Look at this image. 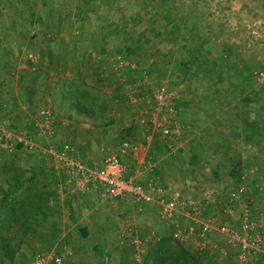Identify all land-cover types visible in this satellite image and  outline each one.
<instances>
[{
	"label": "rangeland",
	"instance_id": "obj_1",
	"mask_svg": "<svg viewBox=\"0 0 264 264\" xmlns=\"http://www.w3.org/2000/svg\"><path fill=\"white\" fill-rule=\"evenodd\" d=\"M209 2L0 0V122L21 132H35L36 119L27 111L51 109L61 121L76 125L82 141L90 139L91 149H83L73 137L61 143L62 151L72 150L86 163L99 165L101 159L116 152L126 162L130 148H134L132 155L138 152L139 157L156 158L161 153L160 142L167 140V105H160L156 97L158 88L164 87L175 95L177 104L179 97L188 99L195 94L215 97L216 102L202 106L203 110H216V127L227 130L243 122L250 132L251 147H255L257 133L264 138L260 126L264 120V51L258 50L256 39L244 46L228 37L233 31L226 19L231 0H224L217 9ZM247 9L245 18L251 19V29L257 35L264 31L258 19L263 17L261 8L253 0ZM237 11L239 15L241 8ZM239 24L234 27L242 32ZM20 95L27 97L26 110L19 103ZM73 108L91 114L76 116ZM170 120L171 138L178 140L173 129L177 120ZM182 120L188 121L184 116ZM70 130L68 126L59 134H72ZM148 144L150 149L145 148ZM199 152L200 156L209 155ZM217 157L224 160L226 155ZM227 157L236 179L220 183L221 198L214 208L219 210L218 224L213 231H204L201 224L200 233L218 235V228L224 225L220 224L224 223L221 217H225L227 202L232 200L234 210L228 215V224L238 228L248 204L262 225L264 239V150H230ZM40 159L26 151H0V182L8 175L14 191L18 176L29 182L24 197L18 200L27 209H1L0 188V264H24L56 245L63 249V229L75 226L72 231L82 230L83 219H90L94 226L103 222L117 226L108 237L119 244L112 242V246L101 248L122 251L129 264H142L140 254L151 257L149 264H218L222 258L231 260V255L237 258V251L229 252L223 246L204 249L195 241L179 244L163 230L167 222L160 220L159 214L160 218L149 220L144 211L130 209L131 205L126 206L129 209H115L116 204H103L99 198L90 197L84 202L77 199L76 209H65L70 199L63 202L52 190V201L63 209H35L34 192L39 196L54 186L48 171H37ZM240 187L245 189L242 196L237 194ZM97 204L107 209H97ZM80 205H87V209H78ZM153 207L157 215L158 209ZM155 232L163 236L159 244L148 240L149 236L157 239ZM227 246L237 247L233 242ZM240 260L264 264L263 256Z\"/></svg>",
	"mask_w": 264,
	"mask_h": 264
},
{
	"label": "crops",
	"instance_id": "obj_2",
	"mask_svg": "<svg viewBox=\"0 0 264 264\" xmlns=\"http://www.w3.org/2000/svg\"><path fill=\"white\" fill-rule=\"evenodd\" d=\"M223 1L224 0H211L209 3L213 8L215 7L217 9V6L224 5ZM252 2L253 0H231V4L229 3L231 10L227 13L226 19H229L228 21L232 25L231 29L233 31H231V34H229L228 37L244 46H250V40L256 39L258 50L264 51V31L259 30L256 35L255 31H252L251 29V19L248 18V16L245 18L244 15L248 10V5H251ZM256 5L258 8H261V12L260 10L259 12L263 15V17L260 15L261 18H258L259 23L264 25V0H256ZM239 8H241V12L239 13V15H241L240 17L237 15V10ZM237 23H240L239 25L242 26L241 28L245 29L246 27V30L243 29L242 32H237L236 30L238 29L234 27ZM34 99L31 98L30 100ZM26 100L27 97L23 95L19 96V103L24 106L25 110L28 109L26 106ZM237 100L238 98L235 99V101ZM176 101H178V104L173 101L166 106L167 108H165L164 116L166 118L164 122L165 124L167 123V125L164 126V130L167 132L165 133L167 140L162 139L160 142L158 147V151L161 152L160 155L156 158L151 156L139 157L137 154L138 152H135L136 155H132L134 148H130V160L126 162L124 161L126 165L128 164L127 167L129 174L136 177V179H140V182L147 183L148 181H153L155 183L168 185L174 191H178V193L182 196L183 202L180 209L176 213L175 218L172 220H164L160 218L158 213L156 215V210H153L155 209L153 205L149 204L138 205L132 204L128 201H122L120 202L122 204L119 205L118 203V205L116 204L114 208L117 209V207H119V209H129L126 206L131 205L130 209L144 211V215H146V218L149 220L159 217L160 220L162 219V221L167 222V225L163 227V230L171 234V236L178 229L192 230L194 234L193 239L176 240L179 244L187 245V242L195 241L201 248L204 249L209 247L211 249L215 247L220 248L223 246L226 247L229 252L234 250L239 253L238 247L229 248L227 246L232 242L229 238V240H227V236L221 234L219 231L218 235H203L205 233L201 234L199 228H201V224L204 223L206 226L211 227L210 231H213L212 229L215 228L216 224H218L216 222H218L217 220L219 217V214L217 213L219 210L214 209L215 205H217L216 200L221 198H218V187L221 185V182L228 178L231 180L233 178V180L236 179L233 176V171L229 168L232 162H230L231 159H228L227 157L228 151L240 149L245 151L250 150V148L264 150V138L261 137L260 132H258V142L255 147H251L253 146V142L249 140L251 137L250 132L248 133L247 126L244 125L243 122L236 123L234 126L235 128H228L227 130H223L221 127H216L219 118L216 114V110H203L202 106V103L205 102H216L217 99H215V97H208V99H206L203 96L195 94L193 97L189 96L188 99L179 97ZM181 101L183 102L181 103ZM258 108H260V106ZM41 109L42 110H38L37 112H33V109L27 111L36 119L35 123L33 122L35 124L33 127L35 132H27V134L26 132L11 129L10 126L6 125L9 129L15 132L30 136V138L37 143L38 151L34 154L37 157L42 158L40 159V165L37 166V171L42 170V174H45V171H48L46 174L51 177L50 182L54 185L53 188H51V186L47 188L48 192L45 194L37 196L36 192H34L32 197L35 199L33 200V204L36 205L35 209H63L62 206L58 204H56V207L54 201H52V190V192H57L56 195L62 197L63 202L67 198L70 199L65 209H76L77 199L78 202L79 199L84 202L87 199L89 200L90 197H96L98 201L99 197L94 190L89 188L87 190H82L69 179L66 170L61 166L59 158L56 154H53L62 152L64 149V144H61L62 141L68 140L69 138L71 139L72 137L81 143L83 149H91L93 146L90 143V139L87 138L86 141H82L81 137L77 135L78 129H75L76 125L74 123L69 125L67 123L69 121H61L57 118L56 113H54L51 109ZM73 111H75L76 116L91 114L86 111H82V109L74 110L73 108ZM183 116L190 122H186L184 120L181 122L180 118H183ZM170 118L177 120L173 129H176L178 132V140H172L171 138L172 131L168 126H170L169 123H172L173 121L170 120ZM68 126H71L70 131L72 134H59L60 129L64 130ZM260 126L263 128L262 134H264V120L260 123ZM173 131L175 132V130ZM168 132H170V134ZM150 145L151 144L146 145L145 148L150 149ZM199 151H201V153L209 152V155L203 154L207 157L205 159H201L203 155L200 156ZM217 154H223L226 155V157L222 160L217 157ZM263 160L261 158V161ZM101 161L98 163L99 165ZM244 162L245 161L242 159V163ZM84 163L89 167L99 166L94 163H86L85 161ZM245 166H247V163ZM6 176L9 179V176ZM48 178H46V183L49 180ZM8 179L3 177V181L0 182L1 209H27L26 204L23 201L20 202L18 200H21L24 197L26 193L24 190H26L29 182L26 181L24 176H18V189L17 191H14L11 188V183H9ZM234 202L232 200L227 202V207H225L226 212L229 208L234 210ZM85 206L87 205H80L78 209H87ZM103 207L105 206L101 204H97L96 206L97 209H107ZM227 213L224 218L223 216L221 217V219L224 220V223L221 222L220 224L230 226L228 223L231 219L228 215L231 213ZM83 220L82 226L84 228L82 230L76 229L75 231H72L75 226L71 229L67 227L63 229V249L57 247L56 245L48 252L36 254L32 257V259H29V261L24 264H33L41 255L53 257L51 260L52 264H129L126 263L129 261L128 257L122 251L113 252L114 247L112 250L110 248L107 251H103L101 248L110 247L113 244L114 246L119 244V241H110L108 237V234L114 232L117 226L108 225L106 222L98 223L94 226V223H92L90 219ZM153 223L154 222H152V224ZM154 235L157 239L149 236L148 240L150 243L155 242L159 244L163 236L158 237L157 232H155ZM96 237L98 238L96 239ZM136 241L139 243L142 242L138 239ZM112 242L115 243L112 244ZM92 245L93 247H91ZM73 248L76 249V251H74ZM2 252L4 253V250ZM238 253L236 259H234L235 256L233 255H231V260L219 258L221 263L218 264H223L225 261L228 264H244V262L240 260ZM146 256L147 254H140L138 256L139 260L143 262L142 264H149L151 257ZM57 259H60L59 263L56 261ZM131 262L136 261L131 260Z\"/></svg>",
	"mask_w": 264,
	"mask_h": 264
},
{
	"label": "built area",
	"instance_id": "obj_3",
	"mask_svg": "<svg viewBox=\"0 0 264 264\" xmlns=\"http://www.w3.org/2000/svg\"><path fill=\"white\" fill-rule=\"evenodd\" d=\"M156 97L162 106L168 105L175 99V95L164 87L158 88ZM127 145L125 143V146ZM0 150L11 153L20 151L36 153L38 145L30 136L15 132L0 122ZM53 154L59 158L69 179L82 190L88 188L94 190L103 204L115 205L122 201H128L138 205H153L164 220L174 219L182 205V196L170 186L153 181L142 183L136 177L131 176L120 153L107 155L98 167L86 166L72 150ZM244 191V187H240L237 194L242 196ZM227 212L232 213L233 210L229 208ZM261 226L254 216L253 208L246 204L242 210L238 228L223 225L218 228V231L227 236L239 248L240 259L246 260L258 256L264 257ZM210 229V226L204 224V231ZM172 236L175 240H191L194 234L192 230L178 229ZM52 258L41 255L33 264H52ZM56 261L59 263L60 259Z\"/></svg>",
	"mask_w": 264,
	"mask_h": 264
}]
</instances>
